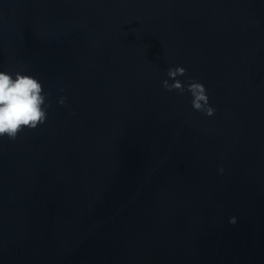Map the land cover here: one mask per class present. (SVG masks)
<instances>
[{"label":"water","instance_id":"water-1","mask_svg":"<svg viewBox=\"0 0 264 264\" xmlns=\"http://www.w3.org/2000/svg\"><path fill=\"white\" fill-rule=\"evenodd\" d=\"M21 68L51 107L0 139V264H264V0H0Z\"/></svg>","mask_w":264,"mask_h":264},{"label":"clouds","instance_id":"clouds-1","mask_svg":"<svg viewBox=\"0 0 264 264\" xmlns=\"http://www.w3.org/2000/svg\"><path fill=\"white\" fill-rule=\"evenodd\" d=\"M168 79L162 81L161 86L168 92H178L183 95L186 91L191 94V106L194 111L201 112L208 117L215 114V109L209 104L207 90L203 84L194 79L182 83L178 77L186 75V69L181 66L169 68L166 73ZM169 80L173 81L171 84ZM48 93L44 92L40 81L28 74L23 68L15 73L0 71V139L7 137L15 141L25 129L34 130L46 122L48 108ZM58 103H65L62 97ZM223 172V169H220ZM236 223L233 217L229 221Z\"/></svg>","mask_w":264,"mask_h":264}]
</instances>
